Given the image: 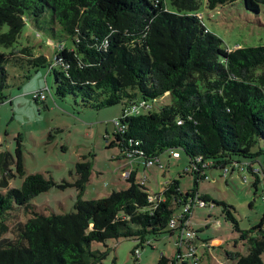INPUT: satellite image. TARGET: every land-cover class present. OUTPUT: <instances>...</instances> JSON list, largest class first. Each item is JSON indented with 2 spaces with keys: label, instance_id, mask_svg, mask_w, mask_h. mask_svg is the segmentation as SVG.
<instances>
[{
  "label": "trees",
  "instance_id": "trees-1",
  "mask_svg": "<svg viewBox=\"0 0 264 264\" xmlns=\"http://www.w3.org/2000/svg\"><path fill=\"white\" fill-rule=\"evenodd\" d=\"M238 1L252 13L264 6V0H208L207 6ZM200 7V0H0V46L8 50H0V103L11 87L9 65L26 71L17 80L49 66L61 100L72 97L77 106L93 109L125 103L110 140L119 157L155 162L164 151L173 155L181 149L189 158L185 172L196 183L183 191L181 182L172 180L152 196L133 169L127 188L86 200L81 194L91 180V161L76 164L74 182L27 174L19 135L14 152H0V264H101L109 251L94 250L95 242L133 239L144 246L151 237L190 229L193 208L211 201L197 186L209 169H247L257 193L264 182V45L223 48V40L205 26ZM27 22L50 28L49 37L71 39L72 46H59L55 64L31 46L17 49ZM46 91L48 86L34 91V100L45 101ZM167 93L172 102L160 110H133L138 98L145 105ZM17 175L21 186L10 187ZM68 186L79 190L70 212L46 214L32 202L53 187ZM215 203L224 205L226 219L249 245L247 254L227 251L229 257L236 264H264V218L243 230L231 205ZM186 206L189 213L176 211ZM176 214L180 225L171 228ZM180 251L178 246L171 259L163 255L159 264H178Z\"/></svg>",
  "mask_w": 264,
  "mask_h": 264
},
{
  "label": "rangeland",
  "instance_id": "rangeland-1",
  "mask_svg": "<svg viewBox=\"0 0 264 264\" xmlns=\"http://www.w3.org/2000/svg\"><path fill=\"white\" fill-rule=\"evenodd\" d=\"M200 1L198 13L209 31L223 40V48L231 50L264 45V6L259 13H252L245 9L242 1L219 5L215 9L207 6L208 0ZM41 23L43 26L54 25L50 21L46 25L43 20ZM49 32L50 28L47 32L27 22L15 46L17 49L31 46L34 53L47 56L55 64L56 50L61 44L72 46V41L61 36L49 37ZM0 50L7 49L0 46ZM8 70L11 87L6 91L7 100L0 103V152H14L15 139L21 135L27 174L43 173L59 183L63 180L74 182L78 178L76 164L91 161V180L81 194L86 200L127 188L130 184L128 172L133 169L137 177L146 179L152 196L162 193L172 180H179L183 191L195 187L194 175L185 172L189 158L181 149L177 150L181 154L178 157L170 150L164 151L151 165L141 158L119 157V148L111 147L110 140L114 138L117 121L126 109L125 103L102 109L81 108L72 97L61 100L54 94V75L49 66L32 70L30 77L19 80L14 77H23L26 71L11 65ZM47 86L50 88L46 91L47 99L36 102L33 92ZM137 100L140 102L137 112L148 113L171 103L172 96L167 93L147 100L145 105L141 104V97ZM207 174L197 186L199 193L209 196L211 201L205 206H195L187 222L193 232V243L202 258L200 264H236L237 260L229 257L227 251L247 254L249 245L240 239V233L226 219L224 205L215 201L231 205L240 228L250 229L264 218V182L256 193L252 186L253 175L247 169L237 168L224 173L223 169L213 168L207 170ZM22 181L23 178L17 175L9 180V186L20 187ZM2 189L0 187V191ZM78 194L79 190L74 186L53 187L33 198L32 202L46 214L70 212L74 210ZM176 211L183 213L184 207ZM179 236L180 230L176 229L174 234L166 232L157 238L151 237L144 246L133 239H121L95 242L92 248L109 251L101 264H159L163 255L168 259L177 255ZM136 246L139 254L132 253ZM183 253L187 257L186 246ZM262 258L264 261V253Z\"/></svg>",
  "mask_w": 264,
  "mask_h": 264
},
{
  "label": "built area",
  "instance_id": "built-area-1",
  "mask_svg": "<svg viewBox=\"0 0 264 264\" xmlns=\"http://www.w3.org/2000/svg\"><path fill=\"white\" fill-rule=\"evenodd\" d=\"M207 31V30H206ZM142 105H144V102L141 103ZM138 106H134L133 110L137 111ZM117 125H118V121H117ZM178 153H174V156H178ZM147 165H151L153 164L152 160H148ZM228 170H226L225 172H227ZM190 207L186 206L184 209V213H189ZM182 214V213H181ZM179 218H181V215H174L172 220L170 221V227L171 228H177L180 224H179ZM178 246L181 249L180 254L181 255V259H183V261H179L178 264H200L202 258L198 255L196 247L193 243V232L187 228V226L183 227L182 229H180V236H179V241H178ZM184 246L187 247L188 253H187V257L186 255L183 253V248ZM140 250L137 249L136 250V254H139Z\"/></svg>",
  "mask_w": 264,
  "mask_h": 264
},
{
  "label": "clouds",
  "instance_id": "clouds-1",
  "mask_svg": "<svg viewBox=\"0 0 264 264\" xmlns=\"http://www.w3.org/2000/svg\"><path fill=\"white\" fill-rule=\"evenodd\" d=\"M175 153H178V152H175ZM179 154V153H178ZM174 155V154H173ZM178 157V156H177ZM224 173H227V172H224Z\"/></svg>",
  "mask_w": 264,
  "mask_h": 264
}]
</instances>
